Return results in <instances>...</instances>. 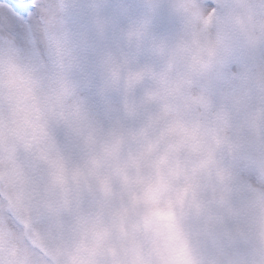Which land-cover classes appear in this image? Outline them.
<instances>
[{
  "label": "clouds",
  "instance_id": "obj_1",
  "mask_svg": "<svg viewBox=\"0 0 264 264\" xmlns=\"http://www.w3.org/2000/svg\"><path fill=\"white\" fill-rule=\"evenodd\" d=\"M214 15L200 10L185 17L183 35L156 46L159 69L124 78L126 88L152 84L126 119L100 130L84 123L55 95L39 93L31 78L12 65L0 68V180L7 185L15 151L34 150L46 168L43 192L59 220L70 192H92L96 205L77 214L61 264H220L206 250L210 225H223L264 259V202L228 206L217 156L231 150L228 124L216 125L208 101L191 90L243 43L264 47V10L247 0H218ZM120 70L112 73L119 84ZM250 83L260 106L250 112L247 135L264 153V74ZM76 128L82 148L76 159L48 150L46 127L53 115Z\"/></svg>",
  "mask_w": 264,
  "mask_h": 264
},
{
  "label": "rangeland",
  "instance_id": "obj_2",
  "mask_svg": "<svg viewBox=\"0 0 264 264\" xmlns=\"http://www.w3.org/2000/svg\"><path fill=\"white\" fill-rule=\"evenodd\" d=\"M218 0H31L34 12L13 22L0 7V68L12 65L27 74L39 93L61 97L84 123L104 130L126 119L125 106L135 108L152 82L145 78L126 88L124 78L141 69H159L156 46L180 38L185 17L206 10L211 18ZM264 10V0H247ZM120 70L119 84L112 73ZM264 74V47L233 45L227 57L206 76L196 78L191 90L201 94L217 116L228 124L233 145L217 156L229 207L264 202V153L247 135L250 112L260 106L250 74ZM0 98V107L3 106ZM80 121L63 122L53 115L45 144L52 153L76 159L81 142ZM2 167V164H0ZM13 172L6 185L0 180V264H61L71 242L77 214L96 205L92 192H70L66 212L57 220L48 211L43 192L46 168L34 150L15 151ZM207 251L220 264H264L223 225H210L203 236Z\"/></svg>",
  "mask_w": 264,
  "mask_h": 264
},
{
  "label": "snow or ice",
  "instance_id": "obj_3",
  "mask_svg": "<svg viewBox=\"0 0 264 264\" xmlns=\"http://www.w3.org/2000/svg\"><path fill=\"white\" fill-rule=\"evenodd\" d=\"M0 7L8 10L13 22L26 20L34 12L31 0H0Z\"/></svg>",
  "mask_w": 264,
  "mask_h": 264
}]
</instances>
